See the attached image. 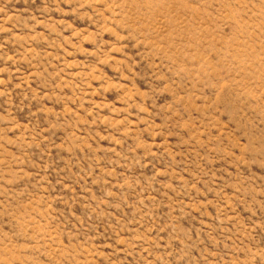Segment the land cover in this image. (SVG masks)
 <instances>
[{
	"label": "rangeland",
	"instance_id": "1",
	"mask_svg": "<svg viewBox=\"0 0 264 264\" xmlns=\"http://www.w3.org/2000/svg\"><path fill=\"white\" fill-rule=\"evenodd\" d=\"M0 264H264V0H0Z\"/></svg>",
	"mask_w": 264,
	"mask_h": 264
}]
</instances>
